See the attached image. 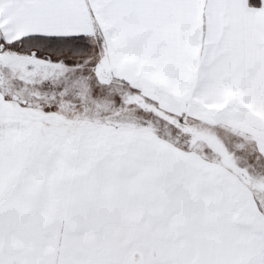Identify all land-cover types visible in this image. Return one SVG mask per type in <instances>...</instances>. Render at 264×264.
<instances>
[{"label":"snow or ice","instance_id":"snow-or-ice-1","mask_svg":"<svg viewBox=\"0 0 264 264\" xmlns=\"http://www.w3.org/2000/svg\"><path fill=\"white\" fill-rule=\"evenodd\" d=\"M0 264H264V0H0Z\"/></svg>","mask_w":264,"mask_h":264}]
</instances>
